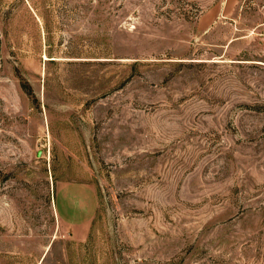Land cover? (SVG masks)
Returning <instances> with one entry per match:
<instances>
[{
  "label": "rangeland",
  "instance_id": "374dc122",
  "mask_svg": "<svg viewBox=\"0 0 264 264\" xmlns=\"http://www.w3.org/2000/svg\"><path fill=\"white\" fill-rule=\"evenodd\" d=\"M0 264H264V0H0Z\"/></svg>",
  "mask_w": 264,
  "mask_h": 264
}]
</instances>
